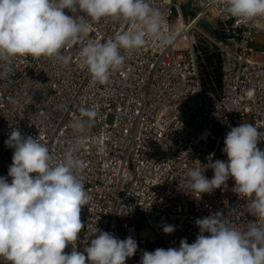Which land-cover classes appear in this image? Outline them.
<instances>
[{
	"label": "built area",
	"instance_id": "1",
	"mask_svg": "<svg viewBox=\"0 0 264 264\" xmlns=\"http://www.w3.org/2000/svg\"><path fill=\"white\" fill-rule=\"evenodd\" d=\"M189 2L195 13L185 15L178 0H150L166 17L175 41L166 48L150 41L141 50H121L124 65L107 84L94 82L80 66V44L62 50L70 57L67 64L43 56L16 57L10 65L0 61V74L11 68L0 77V177L11 182L14 149L5 141L13 129L39 137L55 159L84 138L77 155L85 164L80 176L91 200L81 209L84 228L76 249L82 253L99 234L90 235L95 227L121 240L135 239L137 252L126 264H139L144 251L179 248L181 239L193 243L197 218L220 211L241 230L255 220L248 199L234 192L233 179L203 194L185 191L184 183L188 169L206 167L209 153H215L212 162L227 161L222 149L231 127L251 123L264 132V60L254 59L251 47L254 34L264 33V18L238 22L226 17L221 0ZM90 23L89 38L101 42L125 27L110 18ZM200 35L212 40L224 59L217 90L205 88L201 79ZM81 107L99 113L82 134L70 127ZM98 141H103V153ZM258 147L264 150V136ZM204 175L211 179L214 172L208 168ZM164 225L175 231L165 234ZM71 251L69 244L65 252ZM0 264L7 262L0 258Z\"/></svg>",
	"mask_w": 264,
	"mask_h": 264
},
{
	"label": "clouds",
	"instance_id": "2",
	"mask_svg": "<svg viewBox=\"0 0 264 264\" xmlns=\"http://www.w3.org/2000/svg\"><path fill=\"white\" fill-rule=\"evenodd\" d=\"M221 3L226 17L238 22L264 18V0ZM102 18L123 21L125 27L104 42L90 39V21ZM175 39L166 17L150 0H0V61L9 65L16 57L29 56L67 64L70 57L62 50L80 44V66L103 85L124 65L121 50H141L150 41L166 48ZM9 72L10 67L0 77ZM79 112L70 127L82 134L99 113L95 107H81ZM262 136L251 123L231 127L222 149L227 161L212 162L215 153H209L206 167L188 169L184 183L185 191L203 194L233 179L234 192L248 199V213L255 220L241 230L230 226L220 211L197 218L199 233L193 243L181 239L179 248L144 251L139 264H264V150L258 147ZM84 142L78 137L61 159H55L39 137L11 131L5 141L14 149L8 169L11 182L0 177V258L7 264H126L136 254L137 241L131 236L121 240L96 227L90 235L99 234L90 246L83 253L76 249L84 228L81 209L91 200L80 176L85 164L77 155ZM104 151L103 141H98V152ZM208 168L214 172L211 179L204 175ZM174 231L173 225L163 226L165 234ZM69 244L72 251L66 253Z\"/></svg>",
	"mask_w": 264,
	"mask_h": 264
},
{
	"label": "trees",
	"instance_id": "3",
	"mask_svg": "<svg viewBox=\"0 0 264 264\" xmlns=\"http://www.w3.org/2000/svg\"><path fill=\"white\" fill-rule=\"evenodd\" d=\"M200 73L203 85L207 89L217 90L222 84L223 56L220 49L207 39L200 40Z\"/></svg>",
	"mask_w": 264,
	"mask_h": 264
},
{
	"label": "crops",
	"instance_id": "4",
	"mask_svg": "<svg viewBox=\"0 0 264 264\" xmlns=\"http://www.w3.org/2000/svg\"><path fill=\"white\" fill-rule=\"evenodd\" d=\"M251 45L254 49V56L259 58L258 60H264V33H255Z\"/></svg>",
	"mask_w": 264,
	"mask_h": 264
},
{
	"label": "rangeland",
	"instance_id": "5",
	"mask_svg": "<svg viewBox=\"0 0 264 264\" xmlns=\"http://www.w3.org/2000/svg\"><path fill=\"white\" fill-rule=\"evenodd\" d=\"M178 1H179V2L181 3V5H182V9H183L184 14L187 15V14L190 12V10H189V0H178ZM213 25L215 26V28H219V23H218L217 20H215V18L213 19ZM212 32H213V31H212ZM217 32H218V31H217ZM218 33H219V32H218ZM199 38H200V40L207 39L208 41H210L211 43H213L212 40H210L207 36L200 35ZM213 44H214V43H213ZM251 46H252V45H251ZM252 50H253V55H254V49H253V47H252ZM254 59L258 60L259 58H257L256 56H254ZM110 120H111V117H110ZM215 130H216V131H219L220 128H219V127H216ZM213 146H214V140H211L210 143H209V147L212 148Z\"/></svg>",
	"mask_w": 264,
	"mask_h": 264
},
{
	"label": "water",
	"instance_id": "6",
	"mask_svg": "<svg viewBox=\"0 0 264 264\" xmlns=\"http://www.w3.org/2000/svg\"><path fill=\"white\" fill-rule=\"evenodd\" d=\"M189 10L192 12V13H195L194 11V8L192 7L191 5V2H189ZM201 23L203 25H205L206 27H208L209 29H211L213 32H215V29L212 27V25L205 19H201Z\"/></svg>",
	"mask_w": 264,
	"mask_h": 264
}]
</instances>
